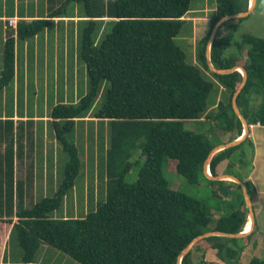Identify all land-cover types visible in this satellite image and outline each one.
<instances>
[{"label":"trees","instance_id":"trees-1","mask_svg":"<svg viewBox=\"0 0 264 264\" xmlns=\"http://www.w3.org/2000/svg\"><path fill=\"white\" fill-rule=\"evenodd\" d=\"M70 1L81 3L84 8L80 17L86 26L81 35L80 56L86 65L89 85L77 102L57 103L49 114L55 138L68 154L63 181L52 196L27 208L23 205V190L14 181V160L9 152L5 179H0V213L5 210L8 216L0 217V223L12 224L11 233L16 232L22 249V263H33L44 243L80 264H177L181 252L201 234L242 232L248 211L238 184L231 182L239 189L236 200L229 203L231 209L213 224L200 200L169 187L162 165L166 158L172 159L178 174L191 183L200 181L215 145L206 135L186 130L184 121L202 118L208 111L209 94L218 83L224 87L226 99L219 100L218 112L211 117L220 119L223 137L231 133L232 140L234 133L242 135V122L232 109V96L242 74L237 70L229 74L210 71L206 45L217 21L246 11L250 0H216L217 14L196 45L198 66L186 61L185 53L174 41L190 10V0H65L48 18L18 21L16 39L35 37L52 25L53 18L65 17L63 7ZM104 18L108 20L104 22ZM242 19L226 20L218 28L210 57L218 69L242 66L246 70L248 79L237 104L247 118L252 110L248 97L258 91L256 81L264 80V38L245 34L235 44L238 55L227 53L226 47ZM102 23H111L113 27L97 42L95 37ZM244 47L245 56L240 57ZM15 51V40L8 35L0 95L15 79ZM104 81L110 82L105 101L90 116ZM89 116L105 121L108 128L106 196L82 217L52 219L50 213L63 205L82 167L79 150L68 141L67 134L76 129L77 120L84 121ZM5 122L12 124L11 119ZM137 142L144 161L137 180L130 184L124 178L133 165L128 158ZM242 143L212 157L209 169L213 176L217 175L218 164ZM10 216H16V222ZM243 241L206 237L183 256L181 264H210L203 258L198 263L193 260L195 251L210 246L217 250L220 260L235 264L240 259ZM249 264H264V259L253 257Z\"/></svg>","mask_w":264,"mask_h":264},{"label":"rangeland","instance_id":"rangeland-1","mask_svg":"<svg viewBox=\"0 0 264 264\" xmlns=\"http://www.w3.org/2000/svg\"><path fill=\"white\" fill-rule=\"evenodd\" d=\"M64 1L65 0H57V2L50 3V6L57 8L61 6ZM212 1L215 3V0H206V3L211 5ZM12 5V0H8L9 9L12 8ZM203 5H205V0H190L189 7L192 15L203 16L204 13L199 12ZM40 8L42 9V5ZM63 8L66 9L65 13L70 16L84 14L83 5L75 1L67 2ZM107 20V18H104V22ZM192 24L193 23L191 21H185L179 34L174 38L177 46L185 53L186 61L188 63H191L192 44L195 42L192 41ZM85 26L86 23L84 21H80L79 24L78 22H59L57 26V33H59V37H56L61 39L63 37L64 30L66 29L67 35L70 38L68 57L70 56L71 58L70 61L68 58H66L64 67L62 50L64 48L63 45H58L55 48L52 41H50L48 45H45L42 43V41L40 42L41 36H38L39 51L38 56H36V50H34V53L31 51V49L34 47L31 43L27 48V45L24 44L25 40L23 42L20 41L15 51L16 68H18L19 78L18 102L15 103L12 97L13 82H11L6 86L7 89L4 91L5 93H3L2 97H0V109L2 110V108L5 107L6 113L11 114L12 109L15 106V108H18V112L20 114L26 111H28L30 115L35 113L38 115H42L44 113L49 114V109L52 108L57 97L56 93L60 94L64 88H67L63 84V73H66L68 70V65H70L69 70L72 69L75 71L77 68L75 73L70 71V74L75 76L74 79L69 80L70 93H74V96L78 95L80 97L84 95L87 92L89 85L87 72H85L86 65L80 56L81 35ZM100 27L101 28L95 37L97 42L101 40V37L105 33L111 32L113 24L102 23ZM245 34H251L264 38V0H256L255 8L248 16L244 17L239 22L238 29L233 34L231 44L226 47L227 51L234 52V54L238 55L239 51H237L235 44L240 43L242 41L243 35ZM30 40L31 39H29L28 42ZM246 49L247 48L244 47V54ZM243 52L240 57L244 55ZM3 56L4 47L3 49H0V67H3ZM74 56H76L78 59H75ZM76 60L78 64H76ZM205 73L207 74L205 75L208 77L212 76L209 72ZM220 86V83L216 84L208 97V109L211 116H214L218 112L217 103L221 98ZM109 87L110 82L104 81L101 87V92L94 106L92 107L90 116L95 114L103 105ZM90 116L87 117L85 121H78L77 129L67 134L68 141L72 143L74 142L79 150L82 167L76 177L75 186L64 199L63 205L58 210L50 213V218L52 219L72 217L71 213H69L68 216H65L67 215L65 206L71 198H77L80 205L82 206L83 212L87 214L96 208L97 201H103L106 196L105 154L106 149L109 146L107 134L108 128L105 121L101 122L97 119L91 118ZM205 118L207 121L185 120L184 127L186 130L206 135L213 145L223 144L224 138L220 133L219 126L220 119L214 117ZM41 124L42 123L39 122V125ZM26 130L28 133L30 132V128L27 127ZM42 130L43 129L40 126L39 133H42ZM44 130L46 133L47 130ZM50 131L53 132L51 124ZM142 140L143 138L140 141ZM139 142H137L134 150L131 152V157L128 158V162L133 163V165H131V169L125 175L124 180L130 184L137 180L140 165L144 161ZM28 143H26V145H28ZM5 144H9L8 139L6 140ZM47 147L49 150H51L52 157L54 159V163L50 164L54 166V170L50 171L49 178L38 179L36 191H34L32 188V180L20 177L16 179L17 181L24 182V205L28 208L32 207L37 201L45 196H52L56 191L54 189H57L64 178V169L68 161L67 152L63 150L61 143L58 141L57 143L50 141L49 145L47 146L45 142L40 140L39 150H46ZM241 151H245L241 161L242 165H252L253 156L248 145L242 144L234 155L237 156ZM237 170L238 167L231 168V171L235 174H237ZM162 173L168 181V185L171 189L180 191L186 195L200 200L205 205L208 215H210L212 218L213 224L214 221L217 220V215H221L220 211H225L226 213L229 212V210L227 211L229 202L224 198L216 196L217 192H219L222 196H224L225 193H221L220 185L217 182H211L206 179L207 177L205 173L204 175L200 176V181L198 183H191L184 176L176 172L173 160L169 158H166L163 162ZM79 214V217H82V213ZM0 217L2 216L0 215ZM13 219L16 221V216H13ZM7 227V225L0 223V255L2 254V235L4 234ZM19 253L22 254V249L19 245L17 234L14 231L11 233V235H9L8 238V258L10 257V259L15 261L18 259ZM68 260L74 264H80L75 262L70 257Z\"/></svg>","mask_w":264,"mask_h":264},{"label":"crops","instance_id":"crops-1","mask_svg":"<svg viewBox=\"0 0 264 264\" xmlns=\"http://www.w3.org/2000/svg\"><path fill=\"white\" fill-rule=\"evenodd\" d=\"M54 2H57V0H12L13 5L12 8L9 9L8 0H0V49H3L8 35L13 36L15 40V50L20 42V40L16 39L15 29L13 27H6L8 19L15 18L16 21L30 22L38 18H48L49 13L53 11V9H55L52 6H50V3H54ZM41 5H42V9L40 8ZM190 11L191 10H189L186 13V15L183 17L185 21H191L193 23L192 41L196 42L192 44L191 61H190L191 63L189 64L198 66L199 63L196 57V45L198 41L209 30L211 18H213L217 14L216 0L215 3L212 1L211 5L206 3L205 0V5H203L202 9H200L199 11L204 13L203 16H193ZM65 15H66L65 17L53 18L52 21L53 23L51 26L46 28L39 35L30 38L31 40L29 42H28L29 39L24 41V44L27 45V48L30 45V43L34 46L31 49V51L34 53V50H36L37 53L36 56H38V51H39L38 36H41L40 42L42 41V43L45 45H48L50 41L53 42L55 48L58 45H63L64 47L62 49L63 67H64V62H66V58H68L69 61L71 58L70 56L68 57L70 38L67 35V30L65 29L64 30L65 35L63 34V37L61 39L59 38L60 39L59 40L56 37L59 35V33H57L58 30L57 26L59 22H74V23L78 22L79 24V22L83 19V17H80L81 15H74V16H70L68 14ZM227 53L232 54L234 52L227 51ZM74 58L78 59L76 56H74ZM76 64H78L77 60H76ZM69 68L70 65H68V70L66 71V73H63V84L67 88H64L60 94L56 93L57 97L53 105H56L57 103L60 102L75 103L80 98V96L78 95L74 96V93L71 94L69 91V80L74 79L75 77L74 75L70 74V71L74 73L77 71V68L75 69V71L72 69L69 70ZM1 71H2V67H0V74ZM256 84L258 85V91L253 92L248 97L252 109L247 113L248 116L246 118L247 122L249 123V132L246 135L245 139L242 140L243 143L241 142L242 144L248 145L249 149H251L253 156L252 165H247V166L242 165L241 161H242V157L245 154V151H241L238 153L237 156H235L234 154L237 151L235 150L227 159L221 161L216 167L217 175L219 176L226 174L232 175L239 178L242 182H244L254 212V224H252V227L249 230V232L246 234V236L243 237L244 241L242 242L243 243L242 253L239 261L235 264H249L253 257H257L261 259H263L264 257L263 256L264 255V80L256 81ZM18 87H19L18 68H16L15 79L13 81V90H12V97L15 103L18 102ZM6 89L7 87L3 89L0 97H2L3 93H5L4 91H6ZM224 91H225L224 87L220 86V94H221L220 100L226 99V94L224 93ZM50 111L51 109H49V114ZM209 113L210 111L208 109V111L204 113L202 118L193 121H204V120L207 121L205 117L211 118V115ZM49 114L44 113L42 115H38L37 113H35L30 115L28 111L20 114L18 112V108H15V106L13 107L11 114L6 113L5 107H3L2 110L0 109V179H5V175H6L5 164L9 152V154L13 155V160H14V181L15 183L19 182L23 190V205L25 204L24 189H23L24 182L17 181L16 179L20 177V178L32 180V188L34 189V191H36L37 183H38L37 180L40 178H49L50 171L54 170V166L50 165L54 163L51 150H49L48 147L46 148V150L45 149H43L42 151L39 150L40 140L45 142L47 146L49 145L50 141L57 143L54 132L50 131ZM7 119H11L12 124L6 123L5 121ZM39 122L42 124L39 125ZM77 124H78V120L76 121V129H77ZM40 126L43 129L42 133H39ZM27 127L30 128L29 133L26 130ZM9 128L10 131L8 130ZM44 129L47 130L46 133ZM242 135L239 136L237 133H234L233 139L231 140V133H230L228 136L223 137L224 138L223 144L238 140L242 138ZM7 139L9 141V144L6 145L5 142ZM26 143H28V145H26ZM216 146L218 145H215L214 147ZM234 167H238L237 174L231 171V168ZM223 181L224 183H219L217 181L215 182H217L220 185L221 193H225V195L222 196L219 192H217L216 196L226 199V201H228L229 203L234 202L239 194V189L231 184V182L233 181L227 179H224ZM98 202L99 201H97V203ZM227 207H228L227 211L231 209L230 204ZM65 209L67 214L65 216H68L69 213H71L72 214L71 216L73 217H79L80 216L79 213H82V216L86 214L85 212H83L82 206L80 205L79 200L77 198L75 199L71 198L70 201L67 202ZM247 211L248 212L246 217V224L249 222L250 219L248 208ZM220 213L221 215H224L226 212L220 211ZM0 215L3 216L4 218L8 217L5 213V210L4 213ZM221 215H217L216 219H218ZM10 218H12L13 222H16L14 221L13 216H10ZM245 226L242 232H244ZM11 228H12V224L8 225L4 234L2 235L3 243H2V254L0 255V264H23L22 254L20 253L18 254V259H16L15 261L10 259V257L8 258V238L9 235H11ZM3 253H4V257H3ZM59 253L61 252L48 246L47 244L45 245L44 243H42L40 245V249L37 253L36 259L34 260L33 263H29V264H74L73 262H69L68 260L69 256L63 253L61 254ZM201 258H203V260L206 263H210V264H226L225 262L219 259L217 255V250L212 248L211 246L207 248H203L202 250L199 251H195L193 253V260L195 263H198Z\"/></svg>","mask_w":264,"mask_h":264},{"label":"water","instance_id":"water-1","mask_svg":"<svg viewBox=\"0 0 264 264\" xmlns=\"http://www.w3.org/2000/svg\"><path fill=\"white\" fill-rule=\"evenodd\" d=\"M251 3H249V6H248V9L244 12H240V13H237V14H232V15H227V16H223L221 17L217 23L214 25V27L212 28L211 30V33L209 35V38H208V42H207V45H206V60H207V65L210 69V71L216 73V74H229V73H232L234 71H239L241 74H242V81L240 83V85L238 86V88L236 89V91L234 92L233 96H232V109L234 111V113L238 116V118L241 120L242 122V125H243V135H242V138L238 139V140H235V141H232V142H229V143H225V144H221V145H218L216 147H214L209 155H208V158L204 164V173L205 175L211 179V180H215V181H219V180H224L226 178H230L232 179L233 182L237 183L241 189H242V193H243V196H244V199H245V203H246V206L249 210V216L251 218V221H252V224H254V212H253V208H252V205H251V201H250V198H249V195H248V192H247V188H246V185L244 184V182H242L239 178L235 177V176H232V175H216V176H213L212 174H208V168H209V164H210V161L212 159V157L217 154L219 151L223 150V149H227V148H232V147H236L238 146L242 140L245 139L246 135L248 134L249 132V123L247 122L246 118L243 116L238 104H237V98L240 94V92L242 91L243 87L245 86L246 82H247V79H248V75H247V72L246 70L242 67V66H235V67H232V68H228V69H218L216 68L212 62H211V57H210V50H211V45H212V42L216 36V33H217V30L218 28L226 21V20H229V19H239V18H244L246 16H248L250 14V12L255 8V5H256V0H251ZM241 69V71L239 70ZM248 232H239V233H226V232H222V231H209V232H206L204 234H201L199 236H197L196 238H194L190 243L189 245L181 252V254L179 255L178 257V261H177V264H181V260L183 258V256L185 254H187L190 250H192V248L202 239L206 238V237H209V236H223V237H228V238H243L246 236Z\"/></svg>","mask_w":264,"mask_h":264},{"label":"built area","instance_id":"built-area-1","mask_svg":"<svg viewBox=\"0 0 264 264\" xmlns=\"http://www.w3.org/2000/svg\"><path fill=\"white\" fill-rule=\"evenodd\" d=\"M17 22L18 21H16L15 18H10L7 20L6 27H13L14 29H16Z\"/></svg>","mask_w":264,"mask_h":264},{"label":"bare ground","instance_id":"bare-ground-1","mask_svg":"<svg viewBox=\"0 0 264 264\" xmlns=\"http://www.w3.org/2000/svg\"><path fill=\"white\" fill-rule=\"evenodd\" d=\"M250 4H252L251 3V0H250ZM240 71H241V69H239ZM242 72V71H241ZM208 174H211V172H210V170H209V168H208ZM227 180H232V179H230V178H226ZM249 224H250V226H249ZM248 226H249V228H248ZM251 227H252V221H251V218L249 219V222L246 224V226H245V229H244V232H249V230L251 229ZM247 228H248V230H247Z\"/></svg>","mask_w":264,"mask_h":264}]
</instances>
